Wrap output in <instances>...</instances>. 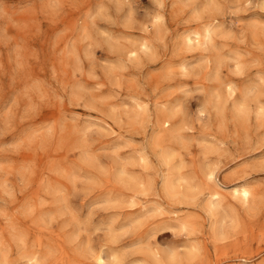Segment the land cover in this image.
<instances>
[{"label":"clouds","instance_id":"obj_1","mask_svg":"<svg viewBox=\"0 0 264 264\" xmlns=\"http://www.w3.org/2000/svg\"><path fill=\"white\" fill-rule=\"evenodd\" d=\"M0 264H264V0H0Z\"/></svg>","mask_w":264,"mask_h":264},{"label":"rangeland","instance_id":"obj_2","mask_svg":"<svg viewBox=\"0 0 264 264\" xmlns=\"http://www.w3.org/2000/svg\"><path fill=\"white\" fill-rule=\"evenodd\" d=\"M145 3H147V0H145Z\"/></svg>","mask_w":264,"mask_h":264}]
</instances>
